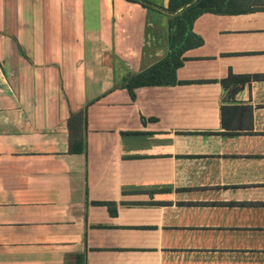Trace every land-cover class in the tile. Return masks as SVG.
Instances as JSON below:
<instances>
[{
    "label": "crops",
    "instance_id": "crops-1",
    "mask_svg": "<svg viewBox=\"0 0 264 264\" xmlns=\"http://www.w3.org/2000/svg\"><path fill=\"white\" fill-rule=\"evenodd\" d=\"M167 19L135 0H0V264H264V78L219 82L264 73V7L198 15L176 68L193 81L132 96L120 83L167 52ZM222 105L250 107L252 130L224 131Z\"/></svg>",
    "mask_w": 264,
    "mask_h": 264
},
{
    "label": "trees",
    "instance_id": "trees-1",
    "mask_svg": "<svg viewBox=\"0 0 264 264\" xmlns=\"http://www.w3.org/2000/svg\"><path fill=\"white\" fill-rule=\"evenodd\" d=\"M142 5L165 13L168 16V50L146 68L127 74L123 78L121 87L134 95V89L143 85H167L193 80H181L176 77V68L183 62L182 52L191 46L201 43L202 38L192 31L195 18L203 12L237 13L255 8H263L262 0H168L166 5L157 4L150 0H135ZM264 73H234L229 69L227 75L219 79L222 87L231 95L245 82L253 79H263ZM205 80V79H200ZM230 115V117H228ZM243 117L246 120L245 130H252L251 110L248 106L222 105L221 123L226 132H237L233 125H241ZM85 114L82 110L72 112L68 119V150L80 152L84 148V138L81 126ZM78 256V254L76 255Z\"/></svg>",
    "mask_w": 264,
    "mask_h": 264
},
{
    "label": "rangeland",
    "instance_id": "rangeland-1",
    "mask_svg": "<svg viewBox=\"0 0 264 264\" xmlns=\"http://www.w3.org/2000/svg\"><path fill=\"white\" fill-rule=\"evenodd\" d=\"M117 4L119 3V0H116Z\"/></svg>",
    "mask_w": 264,
    "mask_h": 264
}]
</instances>
